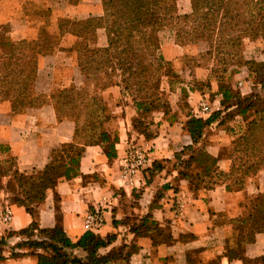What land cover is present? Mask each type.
I'll return each instance as SVG.
<instances>
[{
	"label": "trees",
	"instance_id": "obj_1",
	"mask_svg": "<svg viewBox=\"0 0 264 264\" xmlns=\"http://www.w3.org/2000/svg\"><path fill=\"white\" fill-rule=\"evenodd\" d=\"M78 1L68 0V3ZM177 1L100 0L102 16L85 20L59 19L56 33L42 27L37 38L30 41L13 42L7 35L8 27H0V99L10 101L15 112L43 103V96L33 92L35 75L26 74L25 69L35 63L39 55L55 52L63 35L68 33L77 38L73 50L83 77L82 89L90 81L100 91L119 87L137 111L133 128L145 139H152L157 134V130H149L154 122L145 124L140 116L152 112L168 114L169 106L162 101L159 92L160 78L175 77L170 63L159 52L158 34L161 30H173L175 44L179 46L206 43L207 51L201 56L214 53L216 61L225 69L236 61L237 53L232 51L240 46L243 37L264 39V0H189L191 12L185 15L177 13ZM99 29L104 32L105 46L90 48L87 42H81ZM243 64L250 73H258L257 77L264 74L263 63L244 60ZM251 67L254 69L250 70ZM225 69L222 71L226 72ZM219 83L220 109L205 119L187 114L183 130L189 135L191 145L174 154L173 167L181 169L178 175L184 179L197 177L200 184L195 189L224 185L227 191H242L249 182L255 183L252 179H245L256 176L264 168V95L253 91L241 95L239 91H232L230 85ZM258 83L264 87L263 78ZM128 90H135L136 96L125 93ZM145 90H156L160 97ZM180 91L184 93V90ZM50 98L56 102L58 119L74 122L73 141L53 149L45 167L30 174L19 173L13 157L0 160V177H9L6 192L32 218L27 228L7 232L0 238V264L6 259L4 252L11 237H20V240L9 248L10 258L25 255L14 252V249L25 248L36 257V264H111L120 253L113 251L102 255L99 250L108 247L114 241V235L100 237L87 231L72 242L58 223V216L57 223L50 229H39L37 225V208L45 200L46 192L54 190L60 181L79 175V162L85 146H100L109 161L116 157L114 143L117 138L110 142L103 128L111 121L112 115L101 96H80L71 86ZM85 99L90 103L84 102ZM80 117H84V122H79ZM215 121L223 125L232 138L230 145L222 151L223 157L230 161L228 171L220 170L217 159H210L203 148L197 146L204 129ZM158 126L159 122H156L155 128ZM79 136L83 138L82 143L77 142ZM7 151V147L0 144V152ZM185 154L187 159L182 158ZM162 168L159 162L151 164V170ZM244 207L245 214L233 221L237 232L235 245L227 246L225 254L229 260L240 259L249 263L243 257V245L251 243L254 235L264 230V198L248 201ZM74 249H81L85 257L73 255L71 251ZM254 261L264 262V258Z\"/></svg>",
	"mask_w": 264,
	"mask_h": 264
},
{
	"label": "crops",
	"instance_id": "obj_2",
	"mask_svg": "<svg viewBox=\"0 0 264 264\" xmlns=\"http://www.w3.org/2000/svg\"><path fill=\"white\" fill-rule=\"evenodd\" d=\"M43 10L50 14L54 23L62 18L85 20L103 15L100 0H80L76 4H69L67 0H0V27H8L7 35L13 42L35 40L44 18L35 19L34 13ZM97 33L101 38L98 47L105 46L103 30ZM75 43L77 38L66 33L55 52L35 59L36 94L43 96V103L15 112L10 101L0 99V144L8 149L0 152V160L13 157L19 173L42 170L53 149L73 141L74 122L58 119L56 102L50 97L71 86L77 91L84 86L73 50ZM215 91L210 90L207 95ZM250 92L252 90L240 93ZM99 94L112 115L106 131L110 142L117 138L114 143L116 157L109 161L100 146H85L79 175L57 183L54 190L46 192L45 200L38 206L39 229L52 228L58 216L65 235L75 242L87 232L85 216L99 210L102 224L93 233L100 237L115 236L99 253H120L111 264H264L254 261L264 258V230L256 233L251 243L243 245V257L249 263L229 260L225 254L227 246L235 245L237 232L233 221L245 214L246 196L264 191V187L260 186L259 190L257 183L249 182L244 190L235 192L227 191L224 185L195 189L200 184L197 177L184 179L178 175L181 169L173 167L174 154L191 145L183 124L165 121L157 127L155 137L145 139L133 128L137 111L119 87H109ZM214 98L212 105L204 101L209 112L202 113L203 117L193 116L205 119L220 109L221 96L217 94ZM231 140L225 127L215 121L204 129L197 146L203 148L210 159H217L220 170L228 171L230 161L223 157L222 151ZM131 148L142 150L148 162L130 179H125L121 176L123 159ZM187 157L186 154L182 156ZM153 162L161 163L163 168L151 170ZM8 180L9 177H0V207L9 206L12 216L7 224L0 221V238L7 232L25 229L32 222L25 209L16 205L6 192ZM178 203L182 204L180 211ZM18 241L17 237H11L7 243L13 247ZM8 251L4 252L6 259L2 264L37 263L28 249H14V252L25 254L15 258H10ZM71 253L85 257L81 249Z\"/></svg>",
	"mask_w": 264,
	"mask_h": 264
},
{
	"label": "rangeland",
	"instance_id": "obj_3",
	"mask_svg": "<svg viewBox=\"0 0 264 264\" xmlns=\"http://www.w3.org/2000/svg\"><path fill=\"white\" fill-rule=\"evenodd\" d=\"M253 1L256 2L257 0ZM176 5L177 13L179 15H185L191 12L189 0H178ZM34 14L33 15L35 16V19L39 16L40 18H44V28L48 29L50 32L56 33L57 29H53L54 27L57 28V22L59 19L56 23L51 21V17L49 18L50 14L46 10L40 11L38 13L35 12ZM173 32L174 31L169 28H164L158 34L160 41L159 52L162 54L164 60L170 63L171 71L175 75V77L172 78L165 76H161L160 78L159 92L162 96V101H164L167 106H169V112L166 116H164L162 112H152L146 115L141 114L140 118L143 119L145 124L151 121L154 122L152 126L149 127L148 125L149 130H157V128H155L156 122H159V124L165 121L168 123L183 124L185 120H187L185 119L187 114L203 117L201 104H205L204 101H207L209 103L207 105H212L213 101L215 100L214 95L219 93V82L230 85L232 91H239L242 93L252 90L253 92L264 95L262 91L264 90V87L261 88L260 83H258L260 78H263L264 80V74L260 75V77H257L259 75L258 73H250L251 71H249L248 68L243 64L244 60L264 64L263 38L257 37L248 39L243 37L241 39L240 46L232 51L237 53V57H235L236 61L231 62L225 69L222 68V66L216 61L217 58L215 59L216 56L214 53H212L210 56H201L203 53H205V51H207L206 43L198 42L196 44L179 46L175 44ZM99 38L100 36L96 31L95 34H91L86 40L82 39L81 42H87L90 48H99L98 44L101 39ZM29 66L30 67L28 69H25V73L30 76L35 75V63L29 64ZM223 69H225L226 72H223ZM252 69L254 68L251 67L250 70ZM112 79L116 80L114 78ZM36 87L37 84L35 79L33 90L34 93H36ZM82 88L81 91H77L80 96L86 95L100 97V90L93 86V82L90 81L84 89ZM180 90H184V93ZM206 90L216 91L215 94L210 93V96H208L207 94H209V92ZM145 91L150 95L157 94V96L160 97L156 90ZM125 93H131L132 95L136 96L135 90H128ZM192 94L194 97H192ZM128 97L131 99L130 96ZM84 102L90 103L88 99H85ZM79 122H84V117H80ZM103 128L107 130V124L103 125ZM108 139L109 141L111 140L110 137H108ZM77 142L82 143L83 138L79 136ZM248 179L254 180V182L258 184V189L260 190V186L264 187V168H262L256 176L250 175L245 180L248 181ZM9 197L10 199L12 198L10 194ZM255 198H264L263 189L258 192H254L250 196H246L245 204L248 201H253ZM15 239L16 238L13 240ZM17 239L20 240V238ZM9 248H11L10 245L5 248V251L7 252Z\"/></svg>",
	"mask_w": 264,
	"mask_h": 264
},
{
	"label": "built area",
	"instance_id": "obj_4",
	"mask_svg": "<svg viewBox=\"0 0 264 264\" xmlns=\"http://www.w3.org/2000/svg\"><path fill=\"white\" fill-rule=\"evenodd\" d=\"M203 114L208 112V107L206 104H201ZM148 162V156L137 148H131L126 153L123 159V168L121 176L125 179H130L138 169L145 166ZM178 210L182 209V204H177ZM12 216V211L9 206L5 205L0 207V221L3 224H7ZM102 224V215L99 210H95L94 212L88 213L85 216L84 221V229L86 231H97L100 229Z\"/></svg>",
	"mask_w": 264,
	"mask_h": 264
}]
</instances>
